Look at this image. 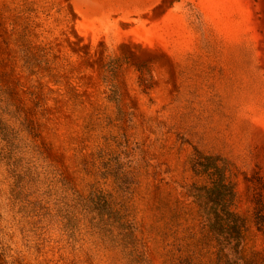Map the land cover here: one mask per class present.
<instances>
[{"label": "rangeland", "instance_id": "obj_1", "mask_svg": "<svg viewBox=\"0 0 264 264\" xmlns=\"http://www.w3.org/2000/svg\"><path fill=\"white\" fill-rule=\"evenodd\" d=\"M0 119V264H215L197 151L264 264V0H0Z\"/></svg>", "mask_w": 264, "mask_h": 264}, {"label": "trees", "instance_id": "obj_2", "mask_svg": "<svg viewBox=\"0 0 264 264\" xmlns=\"http://www.w3.org/2000/svg\"><path fill=\"white\" fill-rule=\"evenodd\" d=\"M0 119V130L7 133V127ZM195 177L204 179L201 184L191 186L192 195L198 205L201 221L215 246V264H241L242 242L245 229L244 218L234 209L236 193L228 176V165L219 156L196 152L193 159ZM98 209L109 207L110 203H96ZM114 221L123 231L128 245L137 246L136 226L128 219L123 207L114 211ZM144 255V254H142ZM141 262L150 264L148 258Z\"/></svg>", "mask_w": 264, "mask_h": 264}]
</instances>
